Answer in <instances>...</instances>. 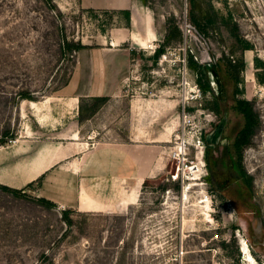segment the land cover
Returning a JSON list of instances; mask_svg holds the SVG:
<instances>
[{"label":"rangeland","instance_id":"rangeland-1","mask_svg":"<svg viewBox=\"0 0 264 264\" xmlns=\"http://www.w3.org/2000/svg\"><path fill=\"white\" fill-rule=\"evenodd\" d=\"M124 22L121 12L70 0H0V146L31 135L33 113L40 121V109H54L64 133L72 114L79 119L86 146L89 135L164 133L158 144L165 160L125 212L42 203L40 178L20 186L24 194L0 187V264H264V0H187L175 16L156 21L153 44H133L130 76L127 65L116 63L122 72L114 90L98 96L105 98L94 99L82 84L77 95L67 89L73 70L81 80L85 57L103 54L102 43ZM238 99L250 101L257 118L239 158L249 193L213 196L204 179L203 139L225 115L221 135L234 159L245 123Z\"/></svg>","mask_w":264,"mask_h":264},{"label":"crops","instance_id":"crops-1","mask_svg":"<svg viewBox=\"0 0 264 264\" xmlns=\"http://www.w3.org/2000/svg\"><path fill=\"white\" fill-rule=\"evenodd\" d=\"M70 1L85 9L129 12V24L124 22L112 29L109 41L102 43L104 53L85 57L86 75L80 80L75 69L65 84L76 95L82 84L89 95L98 97L114 90L122 72L116 63L127 65L132 60L133 44H153L158 28L156 21L164 22L167 16H175L187 0ZM125 44L127 47L119 55L113 54V50ZM125 67L124 76H130L128 65ZM44 110H39L43 121H38L33 113L34 125L26 129L31 135L21 136L26 139L24 143L19 138L12 147L0 146V168L6 167L0 171V184L19 189L40 178L41 197L54 204L76 211L125 212L145 180L157 176L165 167L163 150L158 144L164 133L146 134L145 130L134 129L131 136L124 138H110L103 133L89 135L86 146L80 141L78 118L74 119L72 114L71 130L64 133L58 128L55 110ZM96 110L89 116H95ZM77 111L78 107L76 114ZM74 120L76 128H73ZM37 133L41 136H36ZM12 157L27 160L25 164H10Z\"/></svg>","mask_w":264,"mask_h":264},{"label":"flooded vegetation","instance_id":"flooded-vegetation-1","mask_svg":"<svg viewBox=\"0 0 264 264\" xmlns=\"http://www.w3.org/2000/svg\"><path fill=\"white\" fill-rule=\"evenodd\" d=\"M220 122L203 139L205 150H203L202 161L206 166L205 182L211 188L210 191H213V196L222 195L226 197V190L230 194L247 195L249 193V185L240 164L238 151H235L236 154L233 159L228 149L229 141L221 135L223 126L219 127ZM219 144L224 150L216 152L215 149ZM228 199H232V197H228Z\"/></svg>","mask_w":264,"mask_h":264},{"label":"trees","instance_id":"trees-1","mask_svg":"<svg viewBox=\"0 0 264 264\" xmlns=\"http://www.w3.org/2000/svg\"><path fill=\"white\" fill-rule=\"evenodd\" d=\"M121 13L124 14L125 16V24H129V12L128 11H121ZM174 32L177 36H180V31L179 29L175 26L174 27ZM64 47L66 48H70V44L68 43H64ZM160 51L157 50L156 51V55H158ZM191 66L195 65V63L193 61H191L190 63ZM199 70H197V74H199ZM201 75V73H200ZM201 77L198 76L197 77V81L199 82V86L201 87V90L204 92L207 88L206 86L202 85V83L200 82V79ZM26 96V95H24ZM103 98L105 97H94V99H97V100H102ZM237 105H240L239 106V110L243 113V115L245 116V123L243 125V127L239 130L236 138H235V141H234V147L237 149L238 151V154H239V158L241 157V152H242V149L244 147V145H246L248 142H249V138H250V134L252 133L253 131V128L254 126L257 124V118H256V115L251 111V108H250V105H252V103L248 100H244V99H238L237 100ZM97 107H99V105H96V107L93 108L91 114L97 109ZM31 183H28L26 186H29ZM0 187L4 190H8V191H11L13 192L14 194H24L25 192L23 191L24 188H12V187H9V186H6V185H3V184H0ZM40 202L42 203H46L48 205H51L54 203L50 202L49 200L45 199V198H39L38 199ZM65 220L67 222H70V219H68L67 216H64Z\"/></svg>","mask_w":264,"mask_h":264},{"label":"built area","instance_id":"built-area-1","mask_svg":"<svg viewBox=\"0 0 264 264\" xmlns=\"http://www.w3.org/2000/svg\"><path fill=\"white\" fill-rule=\"evenodd\" d=\"M185 26H186L187 28H189V29L191 28V27H190V24H185ZM184 148H185V145L182 143V149L179 151V154L181 153V158H182V160L185 158V155H186V153H185V151H184ZM179 154H177V153H173V156L176 157L177 159H179ZM185 161H186V159H184L182 163L185 164V163H186ZM185 165H186V164H185ZM178 170H179V169H177V171L171 175L172 179H177V177H178Z\"/></svg>","mask_w":264,"mask_h":264},{"label":"bare ground","instance_id":"bare-ground-1","mask_svg":"<svg viewBox=\"0 0 264 264\" xmlns=\"http://www.w3.org/2000/svg\"><path fill=\"white\" fill-rule=\"evenodd\" d=\"M185 189H186V188H185ZM240 245H241L242 251H243L247 256H249V259H251V258H250V253H249V251H248V248H247V246H246L244 240H242V241L240 242Z\"/></svg>","mask_w":264,"mask_h":264},{"label":"water","instance_id":"water-1","mask_svg":"<svg viewBox=\"0 0 264 264\" xmlns=\"http://www.w3.org/2000/svg\"><path fill=\"white\" fill-rule=\"evenodd\" d=\"M190 27H191V25H190ZM191 28H192V27H191ZM225 120H226V116L224 115V116L222 117V119H221V122H220L219 127H222V126H223Z\"/></svg>","mask_w":264,"mask_h":264}]
</instances>
